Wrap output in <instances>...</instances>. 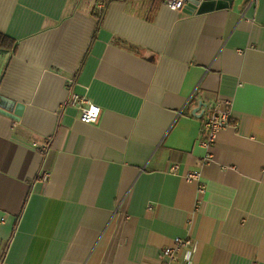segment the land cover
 <instances>
[{"label": "crops", "instance_id": "crops-1", "mask_svg": "<svg viewBox=\"0 0 264 264\" xmlns=\"http://www.w3.org/2000/svg\"><path fill=\"white\" fill-rule=\"evenodd\" d=\"M0 34V95L25 105L0 114V257L163 264L190 238L172 264H264V0H0ZM220 100L231 125L204 148Z\"/></svg>", "mask_w": 264, "mask_h": 264}, {"label": "built area", "instance_id": "built-area-1", "mask_svg": "<svg viewBox=\"0 0 264 264\" xmlns=\"http://www.w3.org/2000/svg\"><path fill=\"white\" fill-rule=\"evenodd\" d=\"M187 0H167L166 4L172 11L183 10ZM103 8V6H101ZM100 10V9H99ZM102 12V10H100ZM71 104L79 107L81 111V121L88 124H95L99 121L101 109L90 103L88 100L80 98L78 95L72 96ZM233 117L232 102L230 100H220L214 106H211L209 113L203 124V131L205 133V139L202 141L204 148H210L214 146L218 135L221 131L228 128L231 125ZM47 150V146L43 147L42 152ZM213 160L212 156H208L205 159V163H209ZM172 173H178L179 166L173 165L170 169ZM200 172H189L183 178L191 183H197L198 185V197L196 200V209H198L204 199L206 193V186L202 183V177ZM193 240L190 238H176L174 244L167 247L162 252L163 264H172L181 260V254L186 250L188 251L192 246ZM0 264H9L6 256L0 257Z\"/></svg>", "mask_w": 264, "mask_h": 264}, {"label": "water", "instance_id": "water-1", "mask_svg": "<svg viewBox=\"0 0 264 264\" xmlns=\"http://www.w3.org/2000/svg\"><path fill=\"white\" fill-rule=\"evenodd\" d=\"M232 0H187L183 11L189 15H200L231 6ZM25 105L9 101L0 95V114L14 121H19L24 113Z\"/></svg>", "mask_w": 264, "mask_h": 264}, {"label": "trees", "instance_id": "trees-1", "mask_svg": "<svg viewBox=\"0 0 264 264\" xmlns=\"http://www.w3.org/2000/svg\"><path fill=\"white\" fill-rule=\"evenodd\" d=\"M114 1H124V0H97V3H105V4H109V3H112V2H114ZM167 1V0H166ZM5 39H7L4 35H1L0 34V43L1 44H3L2 42H1V40L3 41V40H5Z\"/></svg>", "mask_w": 264, "mask_h": 264}]
</instances>
